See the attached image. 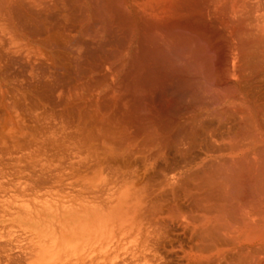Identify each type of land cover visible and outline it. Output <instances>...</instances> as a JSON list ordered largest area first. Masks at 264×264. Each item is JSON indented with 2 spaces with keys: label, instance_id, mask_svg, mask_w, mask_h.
I'll list each match as a JSON object with an SVG mask.
<instances>
[{
  "label": "bare ground",
  "instance_id": "1",
  "mask_svg": "<svg viewBox=\"0 0 264 264\" xmlns=\"http://www.w3.org/2000/svg\"><path fill=\"white\" fill-rule=\"evenodd\" d=\"M0 238V264H264V0H0Z\"/></svg>",
  "mask_w": 264,
  "mask_h": 264
},
{
  "label": "rangeland",
  "instance_id": "2",
  "mask_svg": "<svg viewBox=\"0 0 264 264\" xmlns=\"http://www.w3.org/2000/svg\"><path fill=\"white\" fill-rule=\"evenodd\" d=\"M4 226H5V229H3L4 231H5V234H7L8 232H10V229H15L14 227H12V225H10V223L9 222H6V223H4ZM12 227V228H11ZM17 228V227H16ZM9 230V231H8ZM1 240H4L5 241V238H0V241ZM1 242H3V241H1ZM16 253H14L13 255H15ZM18 254V253H17ZM16 254V255H17Z\"/></svg>",
  "mask_w": 264,
  "mask_h": 264
}]
</instances>
